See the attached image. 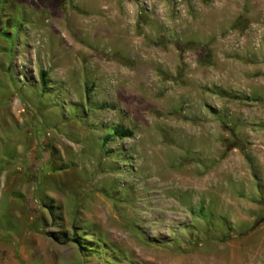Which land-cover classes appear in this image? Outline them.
I'll use <instances>...</instances> for the list:
<instances>
[{"label": "rangeland", "instance_id": "1", "mask_svg": "<svg viewBox=\"0 0 264 264\" xmlns=\"http://www.w3.org/2000/svg\"><path fill=\"white\" fill-rule=\"evenodd\" d=\"M0 264H264V0H0Z\"/></svg>", "mask_w": 264, "mask_h": 264}, {"label": "trees", "instance_id": "2", "mask_svg": "<svg viewBox=\"0 0 264 264\" xmlns=\"http://www.w3.org/2000/svg\"><path fill=\"white\" fill-rule=\"evenodd\" d=\"M43 83L45 85V81L43 80ZM115 136L120 137V138H129L133 136V133L129 130H125L122 127H119L115 130Z\"/></svg>", "mask_w": 264, "mask_h": 264}]
</instances>
